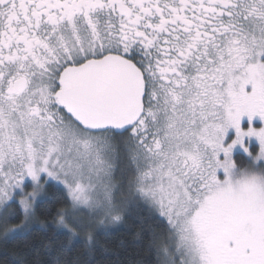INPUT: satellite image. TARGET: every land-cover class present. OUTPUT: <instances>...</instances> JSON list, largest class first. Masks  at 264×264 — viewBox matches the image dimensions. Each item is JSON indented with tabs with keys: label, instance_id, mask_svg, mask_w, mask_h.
Returning <instances> with one entry per match:
<instances>
[{
	"label": "snow or ice",
	"instance_id": "obj_1",
	"mask_svg": "<svg viewBox=\"0 0 264 264\" xmlns=\"http://www.w3.org/2000/svg\"><path fill=\"white\" fill-rule=\"evenodd\" d=\"M0 264H264V0H0Z\"/></svg>",
	"mask_w": 264,
	"mask_h": 264
}]
</instances>
